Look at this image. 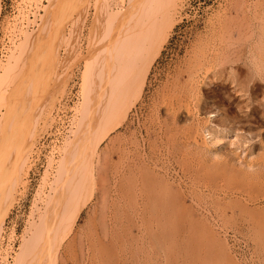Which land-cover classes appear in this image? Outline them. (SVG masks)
I'll return each instance as SVG.
<instances>
[{"label":"rangeland","instance_id":"374dc122","mask_svg":"<svg viewBox=\"0 0 264 264\" xmlns=\"http://www.w3.org/2000/svg\"><path fill=\"white\" fill-rule=\"evenodd\" d=\"M111 1L124 8L128 0ZM173 1L146 12L144 18L153 20L154 10L172 8L173 27L126 119L101 141L93 180L64 209L54 264H264V0ZM3 2L0 25L20 35L2 64L17 53L23 31L42 24L49 0H16L12 24ZM93 3L89 0L86 17L75 9L67 11L71 19L68 13L59 16L65 34L76 25L82 30L80 50L70 55L66 44L59 47V61L66 62L50 66L55 73L47 91L16 117L20 128L21 115L40 119H31L33 145L1 230L8 218L15 219L20 240L10 256L13 245L2 244L1 232L0 264L15 263L24 237L57 187L60 157L80 116L82 57L95 16ZM45 48H38L33 63ZM204 127L223 142L210 147ZM235 132L259 139L245 161L261 169L258 177L237 165L240 157L231 150ZM5 182L2 190L9 189Z\"/></svg>","mask_w":264,"mask_h":264},{"label":"bare ground","instance_id":"6f19581e","mask_svg":"<svg viewBox=\"0 0 264 264\" xmlns=\"http://www.w3.org/2000/svg\"><path fill=\"white\" fill-rule=\"evenodd\" d=\"M94 1L95 16H92L91 28L87 35V53L82 57L85 64L81 73L83 91L81 105L78 104L80 112L77 111L80 116L74 122L73 135L66 144V152L60 157L62 159L59 177L55 178L57 187L55 192L53 191L54 195L50 193L47 202L45 201L46 211L44 214L40 213L42 216H39L38 223H32V231L24 237L14 264H54L57 261V253L60 251L58 242L61 240L59 231L65 222L63 211L69 202L77 199L90 180H93L95 156L101 141L108 136L109 131L126 119L129 109L141 95L151 64L174 24L173 9L168 6L161 11L154 10L153 20L144 18H148V8L152 11V8L159 6L161 0H128L124 8L119 6L122 2L118 1L114 4L115 7L111 0ZM89 5V0H49L39 28L35 31L31 29L30 32L23 31L24 35L22 34L23 38L19 40L21 42H18V47L14 44V48L18 49L17 53L10 55L11 59H7L6 63L0 62V97H3L1 99L5 104L4 108L0 99V105L5 110L0 112V183L5 179L6 187H9L4 190L0 187V235L3 221L13 205L14 194L11 192L19 182L22 165L26 163L27 153L33 145L29 138L33 140L35 134L32 128L28 131L30 126L33 127L34 122L32 124L31 119L35 115L30 117V113L29 116L18 117L24 125L21 128L16 125V117L29 107L28 103L40 100L38 97L40 93H44L42 91H47L46 83L50 80L51 73H55L50 66L57 65L61 60L58 57L59 47L66 44L68 51L70 50L67 53L70 55L78 54L80 50L82 30H78L76 25L69 35L65 34L59 16L61 18L62 13H68L66 17L71 19L67 11L75 9L76 15L86 17ZM17 37L19 38L18 35ZM45 44L48 47L45 48ZM41 47L45 48V51L42 49L44 55L33 63L35 54H38V48L40 50ZM38 109L40 111V104L36 110ZM35 118L37 121L39 117H34V121ZM14 136L16 141L11 142ZM14 191L16 192V188ZM2 259L6 260V257L3 256Z\"/></svg>","mask_w":264,"mask_h":264},{"label":"clouds","instance_id":"9594fccd","mask_svg":"<svg viewBox=\"0 0 264 264\" xmlns=\"http://www.w3.org/2000/svg\"><path fill=\"white\" fill-rule=\"evenodd\" d=\"M214 113L210 114V120L213 119ZM208 127H204L202 129V135L204 141L211 147L219 145L223 140L219 138H213L212 133L207 131ZM233 139H231V150L234 152L235 155L239 156L240 159L236 161L237 165L240 167V169L247 174L250 177H258L260 174L261 169L253 162V163H245L246 160L249 159L248 157V150L250 149V145H252L254 142L258 141L259 139L256 137V141L253 140V134L252 133H234ZM214 159L221 158L220 155H215L213 157ZM252 161L255 160V157L253 156Z\"/></svg>","mask_w":264,"mask_h":264},{"label":"built area","instance_id":"2783aa9c","mask_svg":"<svg viewBox=\"0 0 264 264\" xmlns=\"http://www.w3.org/2000/svg\"><path fill=\"white\" fill-rule=\"evenodd\" d=\"M16 0H4V10H5V18L7 20V23L12 24V21L14 20L15 14H16V6L15 3ZM6 22V21H5ZM25 23V22H24ZM7 25V24H4ZM24 25V24H23ZM25 26V25H24ZM9 31V30H8ZM3 29V27L0 25V60H4L6 57V54L10 47L12 46L13 42L16 41V33L14 32H8ZM14 33V34H13ZM16 222L13 218H8L7 223L5 224V228L2 232V244L5 246L7 243H11L13 245V249L10 250V256L13 255L14 250L17 248V244L19 242V233L16 232ZM13 232L12 239L8 240V236ZM7 247V246H5ZM10 260L11 258L8 257Z\"/></svg>","mask_w":264,"mask_h":264}]
</instances>
